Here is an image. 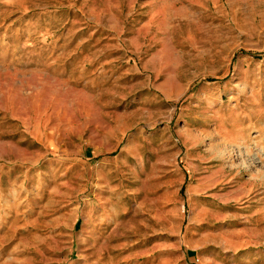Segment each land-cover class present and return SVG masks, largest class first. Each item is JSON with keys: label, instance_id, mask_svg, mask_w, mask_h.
<instances>
[{"label": "rangeland", "instance_id": "obj_1", "mask_svg": "<svg viewBox=\"0 0 264 264\" xmlns=\"http://www.w3.org/2000/svg\"><path fill=\"white\" fill-rule=\"evenodd\" d=\"M218 86L226 93L215 105L204 91ZM250 101L264 107V0H0V264H187L188 205L172 232L162 220L157 251L138 249L128 212L141 199L139 180L155 151L176 156L180 136L195 137L185 124L189 113L208 120L206 102L222 115ZM257 124L263 131L264 118ZM137 135L146 141L139 165L121 153ZM256 136L254 130L251 153L215 135V143L197 145L196 153L209 156L202 168L212 183L191 191L203 198L197 206L243 219L214 213V222L191 231L248 229L254 214L259 256L264 139ZM225 165L235 168L232 177H221L229 175ZM172 170H162L159 183L172 184ZM252 180L253 189L242 191ZM157 191L155 197L165 190ZM225 194L254 195V213H245L246 199L229 206L214 200ZM162 207L166 213L173 206ZM104 213L112 219H97ZM193 253L200 264L217 250Z\"/></svg>", "mask_w": 264, "mask_h": 264}, {"label": "crops", "instance_id": "obj_2", "mask_svg": "<svg viewBox=\"0 0 264 264\" xmlns=\"http://www.w3.org/2000/svg\"><path fill=\"white\" fill-rule=\"evenodd\" d=\"M248 83V79H242L241 87L243 88ZM204 92V94H207V97L211 98V102H213L215 105L217 104V98L223 101V95L224 93H226L225 91L221 92L220 86L206 89V91ZM200 95H202V93ZM228 96L229 99H237L236 94ZM253 96L254 100H256L258 96H260V94L256 93ZM196 99L198 101V99L201 98L196 97ZM206 103L209 105V113H207L206 116L208 117V120H201L200 117H195L192 115V113L188 114V121H185V124L188 128H193L191 132L195 131L196 128L197 134L196 132H193V134H195V137L185 134H182L180 136L181 141L185 142L183 144L178 140L180 145H177V149L179 150L180 148L181 153L176 154V156L170 155L167 157H162L161 153H159L158 150L155 151V161L153 163H149L148 168H146L148 171L144 173L142 172L143 176L141 177V180H139L141 182V190L139 189V195L141 196V199L136 201L135 207L133 208L131 213L128 212V227L129 229L135 231L137 229V233L139 235L138 238L140 240L138 243L140 247L138 249L140 251H157L156 249L158 248L156 247V245H158L160 241H156V238H160L163 235V232H160L163 231L162 228H160V223L162 222V220L164 219L167 223H171L169 231L172 232V226L176 222L175 220H177L178 213L180 214V211H185V208H187L188 205L189 207H191V210H193L191 211L193 216L188 219L189 230L184 237V243L185 245H187V252L189 251L187 253V264H193V252L195 251V249H198L200 247L206 250H217V253L215 255L213 253H208L207 255L203 256L199 261L200 264H264V254H261L259 256L258 254L254 255V220H252V218H254V214L247 218L249 224L252 225L246 226L249 227L248 229L223 228L221 229V231H210L209 234L205 232L200 236L191 231L192 228L200 226V224H202V221L204 220L208 222H214L216 219V217H214V213H220L221 218L219 219H224L228 222L232 220L243 219V216H241L240 214L237 215L236 212H232V214L226 211L218 212L213 205L209 206V208L207 209L204 206H197V203H201V200H203V198L192 195L191 191H196L194 190L195 188L209 190L212 185L210 176L208 178H204L205 175L210 174V169L204 171L205 168H202L209 156L205 153H196L200 151V146L197 145L203 142L204 138L215 143L213 141L214 139H212V137L215 135L216 138L221 139V141L229 147L234 146L237 151H240L243 148L244 150H241L242 152L251 153L250 150L254 151V130H256L257 133L256 137H261V139H264V130H258L260 126L259 124H257V121L260 117L264 118V107L260 108L256 104H254L253 101H250V104L244 105L245 108L243 107L242 111H235V113L233 114H225L224 112H222V115H220L218 111L213 112V108H215V105L213 106V104L209 102ZM218 106L221 107V104H218ZM205 124H207L208 127H204L203 125ZM201 131L202 133H200ZM259 132L261 134H258ZM143 144L146 145L145 139H141L140 135H137V137H134L133 140H130L121 146V153L125 158L129 160L128 162H134V164L139 165V162L141 161L140 146H142ZM216 145L226 148L222 143L215 144V148H217ZM209 149H211V147H209ZM157 156L161 157L157 158ZM128 165V167H131V164ZM225 166L228 167L229 175L224 176L223 173V176L221 177H232L231 173L235 168H230V165ZM166 168L170 170H172L173 168L172 173H174L176 177L175 180H172V184H168L167 182H165V185H169L168 187L163 186V182L159 183L160 180H157L158 178H160L159 175L162 174V170ZM199 171L204 172L200 174ZM195 176H203V179H194ZM138 178L140 179V176ZM236 181L239 182L238 178H235V182ZM177 187H179L177 191H171L172 188L173 190H175ZM239 187L242 188V191H250L253 189L252 187H254V181L252 180L249 183L241 184L239 185ZM184 189L187 190L188 194L184 193ZM157 190L159 192L163 190L165 191L158 197H155L157 193L155 194L154 192H156ZM234 195L225 194L217 197L214 200H216V202L219 204H223L222 206H229L231 204L236 205L238 201L246 199L243 202L249 204L250 206L246 208L247 210H245V213H254L253 211H251L254 207L252 206V203H254V195L250 198H248V196L244 199L240 198V200H237V196ZM168 202H171L173 209L171 208L166 213H164V207L162 206L164 205V203ZM206 210L208 213L206 212ZM172 212H174L175 215H172ZM205 213H207L206 217L203 216V214L205 215ZM104 214V216H99L97 219H103V217H110L112 219L111 216L106 215V213ZM211 217L213 219H211ZM172 221H174L173 224ZM150 232L152 233V236L147 238L146 235ZM223 236L226 240L220 241ZM151 239H153V241L149 243ZM188 255L191 257H188Z\"/></svg>", "mask_w": 264, "mask_h": 264}, {"label": "bare ground", "instance_id": "obj_3", "mask_svg": "<svg viewBox=\"0 0 264 264\" xmlns=\"http://www.w3.org/2000/svg\"><path fill=\"white\" fill-rule=\"evenodd\" d=\"M263 129V128H262ZM264 130V129H263ZM263 143L261 142V145H262Z\"/></svg>", "mask_w": 264, "mask_h": 264}]
</instances>
